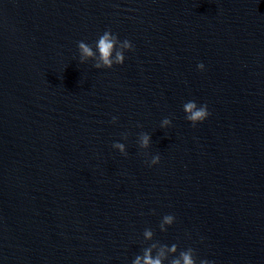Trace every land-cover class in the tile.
<instances>
[{
  "label": "water",
  "instance_id": "1",
  "mask_svg": "<svg viewBox=\"0 0 264 264\" xmlns=\"http://www.w3.org/2000/svg\"><path fill=\"white\" fill-rule=\"evenodd\" d=\"M106 30L124 62H81ZM152 243L264 264V0H0V264H131Z\"/></svg>",
  "mask_w": 264,
  "mask_h": 264
},
{
  "label": "clouds",
  "instance_id": "2",
  "mask_svg": "<svg viewBox=\"0 0 264 264\" xmlns=\"http://www.w3.org/2000/svg\"><path fill=\"white\" fill-rule=\"evenodd\" d=\"M77 47L79 51V58L81 62L91 58L95 61L93 67L100 68H111L114 64H122L124 62V51L132 49L133 45L127 39L120 41L117 35L113 34L110 30H106L102 35L98 37L95 42V49L93 46L85 43L84 41H78ZM198 69H203V63L197 64ZM185 115V119L190 121L193 126L197 122L203 121L209 115L207 105H197L194 100L187 101L182 106ZM116 117H112V121L115 122ZM171 124L169 118H164L161 121V127H165ZM123 138H127V134H122ZM150 142V136L147 133H140L138 143L141 148H147ZM113 148L118 149L121 154L127 155L125 151V145L120 142H114ZM159 162V156H152L149 164H156ZM174 221V216L166 214L162 217L159 224L161 231H166L165 225H171ZM143 236L146 240H150L153 237V231L151 229H145ZM157 247L156 243L145 247L142 250V255H136L132 260L131 264H164L165 260H168V264H197L196 256L192 248L186 250H180L178 255H172L169 259L167 253L176 254L177 245L172 244L171 246L161 244L156 255L153 256V249ZM166 249V251H165ZM199 264H211L210 261L201 259Z\"/></svg>",
  "mask_w": 264,
  "mask_h": 264
}]
</instances>
